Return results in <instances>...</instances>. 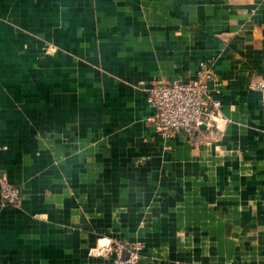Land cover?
Segmentation results:
<instances>
[{
  "label": "crops",
  "instance_id": "0c3cea01",
  "mask_svg": "<svg viewBox=\"0 0 264 264\" xmlns=\"http://www.w3.org/2000/svg\"><path fill=\"white\" fill-rule=\"evenodd\" d=\"M208 83L161 137L146 90ZM264 0H0V264H264Z\"/></svg>",
  "mask_w": 264,
  "mask_h": 264
},
{
  "label": "built area",
  "instance_id": "2783aa9c",
  "mask_svg": "<svg viewBox=\"0 0 264 264\" xmlns=\"http://www.w3.org/2000/svg\"><path fill=\"white\" fill-rule=\"evenodd\" d=\"M213 77L212 70L204 68L198 73L196 80L187 84L173 82L147 89L146 102L152 109L147 123L163 138H170L175 134L191 137L202 126L211 132L217 125L221 110L220 101L213 97L208 86ZM252 87L264 93V82ZM262 101L264 102V96ZM19 201V189L4 182L0 189V205L16 206ZM125 251L127 256L122 258L123 248L117 246L106 264H139V245L135 244Z\"/></svg>",
  "mask_w": 264,
  "mask_h": 264
},
{
  "label": "water",
  "instance_id": "95a60500",
  "mask_svg": "<svg viewBox=\"0 0 264 264\" xmlns=\"http://www.w3.org/2000/svg\"><path fill=\"white\" fill-rule=\"evenodd\" d=\"M200 129H205V128L202 126ZM126 256H127V253H124V254L122 255V258H126Z\"/></svg>",
  "mask_w": 264,
  "mask_h": 264
}]
</instances>
